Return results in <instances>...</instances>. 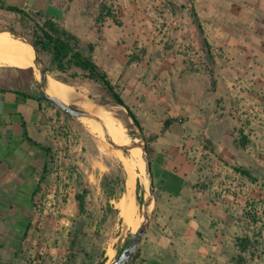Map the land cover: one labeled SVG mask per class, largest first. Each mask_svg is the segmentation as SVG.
Here are the masks:
<instances>
[{
	"label": "crops",
	"instance_id": "0c3cea01",
	"mask_svg": "<svg viewBox=\"0 0 264 264\" xmlns=\"http://www.w3.org/2000/svg\"><path fill=\"white\" fill-rule=\"evenodd\" d=\"M162 1L0 0V11L43 12L84 51L94 45L145 134H158L147 145L152 216L128 264H264V230L256 246L243 227L249 219L239 216L247 209L249 135L264 157V0H168L173 27L164 33ZM162 38L184 52L163 51ZM155 42L143 56L120 48ZM146 57L156 68L144 80L135 68ZM196 58L212 60L214 75L193 67ZM9 65L0 63V264H79L75 234L56 227L54 216L47 221L41 205L60 201L63 185L81 186V151L68 115L39 96L38 66ZM86 160L90 181L103 174L102 159ZM243 235L249 246L239 244Z\"/></svg>",
	"mask_w": 264,
	"mask_h": 264
},
{
	"label": "rangeland",
	"instance_id": "374dc122",
	"mask_svg": "<svg viewBox=\"0 0 264 264\" xmlns=\"http://www.w3.org/2000/svg\"><path fill=\"white\" fill-rule=\"evenodd\" d=\"M168 3H170L168 0H163L159 4V6L163 8V13H161L163 19L161 21V27L159 28L163 33L167 25L173 27V23H167L168 17L164 9L168 7ZM2 28H12L29 37L27 29L23 27L21 16L18 13L0 11V29ZM12 37L16 38L13 35ZM158 44L161 45L160 47L163 51H171L172 48L180 53L184 52L183 45L177 43L173 44V42L165 40L164 38L158 41ZM156 45V42L150 46L140 45L138 43L129 45L126 43L120 48L122 52L128 55L133 52V54L135 53L143 56L147 52H151L149 49L151 46L156 50ZM153 60L154 59H150V57L139 60V66L135 68L138 75L144 80L148 79L151 68H156L154 66L155 61ZM191 63H193V67L196 65L195 68L198 70L202 69L205 70L207 74L214 75L212 67L213 62L209 58L206 60L196 58V61L191 60ZM172 65H177L175 70H178V67H183V61L182 59L174 60ZM49 76H53L57 80L74 86L77 92L84 93L85 91L88 99L93 100L98 106L105 107L113 118L125 127L128 136L131 138V142L146 141L147 145L151 142L150 135L145 133L144 136L142 135L141 130L136 127L127 109L117 104L111 93H109L101 83L85 78L80 71L79 76L75 78L61 72H51ZM59 76L68 79V81H63ZM214 79V76L211 77L212 82ZM117 88L122 94L123 90L118 86ZM134 94L129 95L133 97L138 96ZM125 95L127 96L128 94ZM71 103L77 104L76 101H72ZM67 117L70 120L68 126L70 132L73 134L72 138H74V141L81 151V159L85 164L81 167L80 165H76L75 169L78 171L76 178L81 181V186H79L78 189H74L68 185H63L61 189L55 190V194L59 196L60 201L54 204L53 201H50L53 197H50L51 199L47 197L46 202L41 205V208L46 213V220L54 216L56 219V227L65 232L72 230L75 235H78L79 240L75 248L79 255L77 258L79 264H100L103 260L107 261L109 257H112V259L105 264H112L121 252V248L124 247L126 242L131 238L132 233L135 232V226L126 223L125 216L121 209V200L126 194V185L132 174H134L135 181V198L130 204L129 213L131 212V215L135 218L133 219L139 221V223L143 217L145 220V200L150 194V181L146 172V163L144 161L145 175L141 174V169L139 168L137 172L133 173V170L129 169L131 164L128 151H122L121 156H118V150L108 142L106 136L103 137L100 135L99 131L94 130L95 127L90 124L91 122L99 123L98 121L86 117ZM146 138H148V141ZM256 144L257 139L249 135L250 149L248 153L249 157L246 162L253 177L249 176L246 213L242 211L239 216H245V218L247 217L249 219V224H243V227L245 230L254 233L253 241L257 246L259 244L257 238L264 230V167L261 166V163H264V157L259 154ZM252 145L254 146L251 147ZM87 154H92L95 159L99 158L104 162L103 174L101 175L96 172L94 179L91 181L89 173L85 172V166L89 164L86 160ZM72 176L73 173L71 172L62 173V182H67ZM240 177L239 182H241ZM50 191L53 193V190ZM85 191L86 210L81 211L75 195ZM49 193L48 191L47 195H49ZM150 212L152 216L151 209ZM249 239V236L246 237L243 235L239 237V244L243 245L246 243L247 246H249ZM107 252L108 255L106 257L105 254Z\"/></svg>",
	"mask_w": 264,
	"mask_h": 264
},
{
	"label": "trees",
	"instance_id": "16d2710c",
	"mask_svg": "<svg viewBox=\"0 0 264 264\" xmlns=\"http://www.w3.org/2000/svg\"><path fill=\"white\" fill-rule=\"evenodd\" d=\"M5 9L20 14L21 23L23 27L27 29V34L34 41L37 50L45 58L49 73L61 72L75 78L79 76L80 71L85 78L101 83L103 87L109 93H111L115 102L127 109L136 127L141 130L143 136L145 135L143 126L137 115L126 103L117 86L111 81L108 72L103 69L95 60L93 56V52L95 50L94 45L90 44L88 46V50L84 51L82 48L81 39L76 34L65 29L57 21L43 12H26L14 6H6ZM59 78L63 81H68V79L62 78L61 76H59ZM42 97L52 102L49 98L45 96ZM63 112L68 116H72L68 112ZM157 137L158 134H151L150 140L153 141ZM146 139L148 141V138ZM242 172L251 176L250 172L244 170ZM85 194L86 191L77 194V200L79 202V208L81 211L86 210ZM78 240L79 238L76 234L73 238V246L78 244ZM127 243L128 241L126 244ZM124 247L121 248V251ZM134 257L135 255L132 257V259ZM105 263L106 261L103 260L100 264Z\"/></svg>",
	"mask_w": 264,
	"mask_h": 264
},
{
	"label": "bare ground",
	"instance_id": "6f19581e",
	"mask_svg": "<svg viewBox=\"0 0 264 264\" xmlns=\"http://www.w3.org/2000/svg\"><path fill=\"white\" fill-rule=\"evenodd\" d=\"M35 57L36 54L32 45L20 39L13 38L8 31H3L0 33V62L10 64L11 66H18V68L19 66H36ZM40 74L41 73L38 70V75ZM47 91L51 95L60 97L67 103L76 101L79 106L96 114L103 120L110 137L117 143L121 145L130 144L131 138L128 136L125 127L122 124L118 123L105 107L98 106L95 102H93V100L88 99L85 91L84 93L77 92L74 86L57 80L53 76H49ZM90 124L95 127L94 130L99 131V134L105 137L103 126L100 123L91 122ZM127 151L129 153V160L131 164L129 166V169L133 170L132 172L135 173L139 168L141 169V174L145 175V163L143 160L142 148L135 147ZM121 153L122 151L118 150V156H121ZM126 188V194L121 200V209L123 215L125 216L126 223L129 225H134V231H136L144 220V217L139 223V221L134 220L135 218L131 215V212L129 213L130 204L135 198L134 174H132L131 178L128 180Z\"/></svg>",
	"mask_w": 264,
	"mask_h": 264
},
{
	"label": "water",
	"instance_id": "95a60500",
	"mask_svg": "<svg viewBox=\"0 0 264 264\" xmlns=\"http://www.w3.org/2000/svg\"><path fill=\"white\" fill-rule=\"evenodd\" d=\"M3 31H8L10 32L13 36H15L17 39H20L30 45L33 46L35 50V64L38 66L40 72H41V84H40V92L38 93L39 96H45L49 98L57 107L62 109L65 112L70 113L74 117H86L90 119H94L98 121L104 129L105 136L108 140V142L117 150L120 151H127L131 148L135 147H141L143 150V160L146 163V172L147 176L150 181V194L146 197L145 200V220L144 222L139 226V228L132 233L131 238L129 239L128 243L126 246L122 249V251L118 254L116 257L115 261L112 264H128V262L132 259V257L135 255V253L138 250V247L140 243L142 242L144 233L146 232L148 225L151 220V203L153 201V196H154V185H153V178L151 175V162L149 158V152H148V147L146 141L140 142V141H133L128 145H121L117 143L114 139H112L109 135V132L107 130V127L103 120L97 116L96 114L78 106L76 103H67L63 99H61L58 96L51 95L47 91V84L49 82V71L47 69V65L45 62V59L43 58L42 54L37 50V47L34 44V41L25 36L23 33L12 29V28H2L0 29V33Z\"/></svg>",
	"mask_w": 264,
	"mask_h": 264
}]
</instances>
